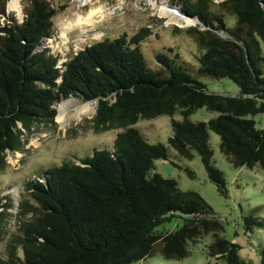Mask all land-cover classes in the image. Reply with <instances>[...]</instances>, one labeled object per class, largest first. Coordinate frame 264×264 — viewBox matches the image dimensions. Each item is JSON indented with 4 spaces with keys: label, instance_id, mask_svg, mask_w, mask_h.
I'll list each match as a JSON object with an SVG mask.
<instances>
[{
    "label": "trees",
    "instance_id": "trees-1",
    "mask_svg": "<svg viewBox=\"0 0 264 264\" xmlns=\"http://www.w3.org/2000/svg\"><path fill=\"white\" fill-rule=\"evenodd\" d=\"M24 1L18 21L7 12V0H0V168L6 150L20 148L24 131L35 122H53L55 104L68 97L97 101L95 130H119L111 147L93 148L79 162L41 168L21 183L16 221L7 233L0 227V264H129L156 251L181 258L206 233L213 236L209 256L253 264L239 255L238 243L219 234V216L197 190L150 173L155 159L167 158V145L148 141L132 125L139 118L181 115L171 119L168 143L183 157L196 151L224 197L226 180L213 162L209 130L219 135L220 151L231 164L264 169V126L249 116L264 113V0H186L181 7L197 23L174 26L195 42L198 71L229 78L239 88L235 95L208 90L185 71L179 52H156L159 68H149L140 49L153 31L148 25L130 35L104 36L62 58L47 43L54 37L56 8L49 0ZM226 13L235 17L230 26ZM200 107L216 114L189 120ZM177 166L195 176L188 166ZM9 198L0 195V221ZM174 219V229L160 227ZM261 224L259 216H243L246 232Z\"/></svg>",
    "mask_w": 264,
    "mask_h": 264
},
{
    "label": "rangeland",
    "instance_id": "rangeland-1",
    "mask_svg": "<svg viewBox=\"0 0 264 264\" xmlns=\"http://www.w3.org/2000/svg\"><path fill=\"white\" fill-rule=\"evenodd\" d=\"M185 1L49 0L56 8V13L53 17L54 37L49 38L47 43L53 52L63 58L86 43L104 36L113 37L122 32L130 35L140 25H148L153 31L140 43V49L144 62L149 68H159L155 59L156 52L164 51L168 56L179 52L182 60L187 64L185 71L204 82L208 90L230 95L238 94V86L229 78H214L201 74L198 71V49L195 42L185 33L174 32V26L184 28L194 24V20L181 7ZM207 1L216 3L221 0ZM24 3V0H7L6 10L20 21ZM162 10H167V13H161ZM90 13V20L86 21L85 17ZM234 19L233 14H225L227 25H232ZM3 21L4 16H0V24ZM259 44L264 54V42L260 40ZM169 46L172 47V52L168 50ZM87 102H94V109L89 114H81L79 110L82 104ZM96 107L97 101H83L76 97H68L55 104L56 115L53 122H35L29 131L25 130L21 135L18 150H6V165L0 168V195L9 194L10 197V205L0 221V227L2 231H5L4 233L11 230L16 221L20 198L18 192L22 189L21 183L26 178L40 174L42 169L52 164H60L64 160L79 162V159L90 155L93 148L112 146L119 129L95 130L91 117ZM215 114L214 111L200 107L190 113L188 118L191 121L206 120ZM249 116L254 119L256 126H264V113ZM172 118L181 119V115L159 114L151 118H139L132 125L148 141L162 142L167 145V158L155 159L154 168L150 173L158 172L162 176L173 178L182 189L197 190L219 216L223 227L219 234L240 245L238 253L242 258L253 264H260V250L264 249V224L246 232L242 222L243 216L249 213L264 219V169L257 166L231 164L220 151L219 135L209 130L208 139L212 148V159L214 164L222 170L228 190V196L220 195L213 182L207 178L198 153L193 151L191 157H183L168 143ZM177 165L188 166L194 171L195 176H188ZM2 209L1 207L0 210ZM175 226L176 219L160 227L174 229ZM212 238L211 233H206L196 241L190 242L189 254L181 258H166L156 251L129 264H230L207 254L208 244ZM4 240L0 238V251Z\"/></svg>",
    "mask_w": 264,
    "mask_h": 264
},
{
    "label": "bare ground",
    "instance_id": "bare-ground-1",
    "mask_svg": "<svg viewBox=\"0 0 264 264\" xmlns=\"http://www.w3.org/2000/svg\"><path fill=\"white\" fill-rule=\"evenodd\" d=\"M80 1H86V0H80ZM167 9V8H166ZM167 11V10H166ZM166 11H164V10H162L161 11V13H167ZM91 13H93V11L91 12ZM91 13L87 16V17H85V20L86 21H88V20H90V15H91ZM92 17V16H91ZM80 19V18H79ZM186 20H188V19H186ZM185 20V21H186ZM188 22V21H187ZM93 109H94V102H87V103H84V104H82V106H81V108H80V113L81 114H89V113H91L92 111H93ZM78 111V112H79Z\"/></svg>",
    "mask_w": 264,
    "mask_h": 264
},
{
    "label": "water",
    "instance_id": "water-1",
    "mask_svg": "<svg viewBox=\"0 0 264 264\" xmlns=\"http://www.w3.org/2000/svg\"><path fill=\"white\" fill-rule=\"evenodd\" d=\"M190 18L194 20V24L197 23V20H196V19H194V18H192V17H190ZM93 100L96 101L95 99H93Z\"/></svg>",
    "mask_w": 264,
    "mask_h": 264
}]
</instances>
